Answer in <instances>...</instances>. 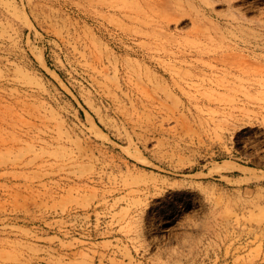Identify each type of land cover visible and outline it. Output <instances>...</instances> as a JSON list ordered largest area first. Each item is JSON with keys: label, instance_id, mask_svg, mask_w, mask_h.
Segmentation results:
<instances>
[{"label": "rangeland", "instance_id": "obj_1", "mask_svg": "<svg viewBox=\"0 0 264 264\" xmlns=\"http://www.w3.org/2000/svg\"><path fill=\"white\" fill-rule=\"evenodd\" d=\"M0 264H264V0H0Z\"/></svg>", "mask_w": 264, "mask_h": 264}, {"label": "bare ground", "instance_id": "obj_2", "mask_svg": "<svg viewBox=\"0 0 264 264\" xmlns=\"http://www.w3.org/2000/svg\"><path fill=\"white\" fill-rule=\"evenodd\" d=\"M216 59H217V58H216ZM208 65H209V63H208ZM241 65H242V62H241ZM242 66H243V65H242ZM239 67H240V66H239ZM77 160H78V158H76V157H72V161H71V162H72L73 164H75V163L77 162ZM65 165H68V162H66Z\"/></svg>", "mask_w": 264, "mask_h": 264}]
</instances>
